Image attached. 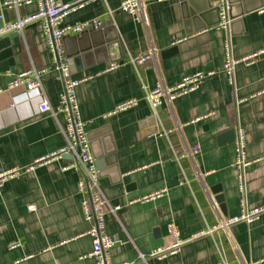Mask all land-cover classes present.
I'll return each instance as SVG.
<instances>
[{
  "label": "crops",
  "instance_id": "0c3cea01",
  "mask_svg": "<svg viewBox=\"0 0 264 264\" xmlns=\"http://www.w3.org/2000/svg\"><path fill=\"white\" fill-rule=\"evenodd\" d=\"M5 1L0 0V173L23 170L0 189V264H97L81 258L93 248L87 234L93 222L84 218L80 172L63 169L70 158L28 168L66 144L63 114L57 119L40 110L44 96L53 106L59 103L63 81L52 67L41 21L18 34L3 31L19 16L36 13L38 4L16 10L3 7ZM209 1L149 0L146 21L140 23L120 10L121 0H90L64 19L65 25L93 19L108 23L104 30L92 28L95 34L71 35L64 46L73 76H92L78 87L77 96L89 132H98L100 185L111 205L120 206L106 217L115 240L114 264H264V212L252 223L220 226L241 215L243 201L248 208L264 205V55L250 64L240 62L233 83L224 72L227 39L236 58L264 48V0L235 5L234 15L247 12L235 17L229 30L216 27L217 1L198 12ZM152 49L150 60L132 61ZM113 62L120 66L104 71ZM32 67L50 68L42 75L44 95L7 90L15 74ZM200 71L213 73L198 90L173 102L165 99L156 111L144 97L145 87L154 88L158 81L172 86ZM132 98L140 100L138 106L106 117ZM152 117L156 133H148ZM238 127L246 131L252 161L244 190L235 166ZM232 131L233 136L222 137ZM196 145L199 150L190 154ZM112 146L110 163L107 149ZM217 186L225 211L213 191ZM170 223L188 241L177 254L152 257L172 241Z\"/></svg>",
  "mask_w": 264,
  "mask_h": 264
},
{
  "label": "built area",
  "instance_id": "2783aa9c",
  "mask_svg": "<svg viewBox=\"0 0 264 264\" xmlns=\"http://www.w3.org/2000/svg\"><path fill=\"white\" fill-rule=\"evenodd\" d=\"M90 0H81L74 3H66L62 0H6L3 7L19 10L22 6L36 2L38 10L36 13L28 16H19L15 22L10 23L3 31L7 32H24L29 24L41 21L46 36L47 44L52 56L53 69L59 72L63 81V91L60 94L59 103L53 106L44 96L40 103L41 112H48L58 119L59 114H63L65 124L61 126L64 133L66 144L55 151L37 158L30 167L47 163L56 158H63L64 155L70 156V160L63 165L64 170L71 168L80 172L78 182V191L82 194V209L84 218L93 222L87 234L92 237V250L81 256V258H94L97 264H114L111 260V250L115 245V240L107 231L106 217L108 214H116L120 206H112L105 196L100 185L101 169L98 166V160L94 156L91 141L89 138L88 124L84 120L81 113V107L77 96L78 87L92 76L75 77L72 74L70 58L67 56L64 46V38L73 34H80L85 30L98 27L101 23L98 19H93L75 24H64L65 17L70 13L83 6L85 2ZM149 0H121L120 10L129 13L138 22L145 23L146 8ZM161 1V0H159ZM219 22L216 27L219 29L229 30L231 20L229 18V2L228 0H218ZM155 50L152 49L148 54H138L132 58L133 62H146L153 58ZM264 55V48L254 54L236 58L232 53L230 40L225 42V63L224 72L229 82H234V74L237 65L240 62L252 63L259 56ZM120 66L119 62L111 63L104 71L115 70ZM50 68L32 67L28 70L15 74L7 86V90H15L22 88L26 94L31 92H39L43 94L42 75ZM213 72H195L184 76L179 82L172 86L158 81L154 88L145 87V99L149 102L151 108L156 111L165 99L173 102L176 98L190 94L199 89L204 79ZM4 89H0L2 92ZM140 100L132 98L120 103L114 110L106 114L107 116L116 114L121 111L131 109L138 106ZM199 150V145L189 150L190 154H194ZM251 160L247 155V134L244 128H237L236 137V162L235 166L238 170V186L241 190L245 187V170L251 164ZM23 169L16 168L0 173V189L5 182L17 176ZM30 210H35L36 206L30 205ZM264 212V205L248 208L243 201V209L240 216L224 220L220 226L228 228L232 223L237 221H245L252 223L261 213ZM169 234L172 241L161 246L151 253L152 257L159 259L167 258L170 255L177 254L181 247L188 241L181 236L180 230L175 223L169 224ZM18 244H12L11 248L17 247ZM141 260H146L141 255ZM136 262H128L123 264H135Z\"/></svg>",
  "mask_w": 264,
  "mask_h": 264
},
{
  "label": "water",
  "instance_id": "95a60500",
  "mask_svg": "<svg viewBox=\"0 0 264 264\" xmlns=\"http://www.w3.org/2000/svg\"><path fill=\"white\" fill-rule=\"evenodd\" d=\"M212 1H218V0H210L208 3H207V5H203L202 7H200L199 8V10H198V12L199 11H205L206 9H208V8H213L214 6H213V4H212ZM242 1L243 0H228V2H229V11H228V13H229V18H230V20H231V23H230V27H232V25L234 24V19H235V17H239V16H241V15H243V14H245V12H247V10H244V11H241V14H238V15H234L233 14V9H234V7H235V5H239V3H242ZM215 10L219 13V8L216 6L215 7ZM219 20H220V18L218 19V22H219ZM217 22V23H218ZM217 23H216V25H217ZM108 25V23H103V22H101V24L99 25V27H98V29L97 30H104V29H106V26ZM98 31V32H99ZM88 32H91V33H94L95 32V30L94 29H91V30H85V31H83V32H81V34H82V36L84 35V34H87ZM16 34H18V32H15ZM95 33H97V32H95ZM94 33V34H95ZM70 36H66L65 38H64V42L69 38ZM176 50V48H172V49H168V50H166L164 53H165V55H167V54H170V53H172L173 51H175ZM67 53V52H66ZM67 56L70 58L71 57V55L70 54H68L67 53ZM76 60H79V58H77ZM72 63V61H71V59H70V64ZM148 126H150L151 128H150V130L148 131V133H156L157 131H158V129H157V124H156V120H155V117H152V118H150V120H148ZM102 131H106V128L105 129H102ZM100 132V131H99ZM98 134V132H89V138H90V141H91V146H92V149H93V153H94V156L97 158V160L98 161H100V159L102 158V152L98 149V147L96 146V140H95V137H96V135ZM228 135H234V132L232 131V132H230V133H227V134H224L222 137L224 138V137H226V136H228ZM107 153H108V157L106 158V161H109L110 163H111V161L112 160H114L115 159V153H114V146H112V148L110 147V148H108L107 149ZM112 153V154H111ZM63 158H70V156H68V155H64L63 156ZM102 173V172H101ZM221 187L220 186H217L215 189H213V191H214V193H215V197H216V200H217V202L221 205V207L224 209V211L226 210V208H225V198H224V195L223 194H219L220 192H221Z\"/></svg>",
  "mask_w": 264,
  "mask_h": 264
}]
</instances>
